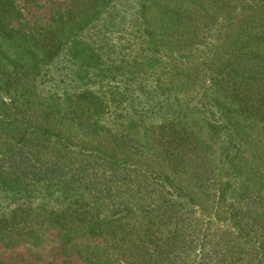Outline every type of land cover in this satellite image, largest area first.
I'll return each mask as SVG.
<instances>
[{
    "label": "trees",
    "instance_id": "trees-1",
    "mask_svg": "<svg viewBox=\"0 0 264 264\" xmlns=\"http://www.w3.org/2000/svg\"><path fill=\"white\" fill-rule=\"evenodd\" d=\"M50 231L264 264V0H0V244Z\"/></svg>",
    "mask_w": 264,
    "mask_h": 264
},
{
    "label": "rangeland",
    "instance_id": "rangeland-1",
    "mask_svg": "<svg viewBox=\"0 0 264 264\" xmlns=\"http://www.w3.org/2000/svg\"><path fill=\"white\" fill-rule=\"evenodd\" d=\"M49 0H42L46 6ZM43 10L42 13H45ZM44 15V14H43ZM85 240L76 241V244L64 252L55 231L47 233L46 244L40 248H34L26 244L7 249L0 244V262L3 264H83L77 249L83 245ZM67 253V254H66Z\"/></svg>",
    "mask_w": 264,
    "mask_h": 264
}]
</instances>
